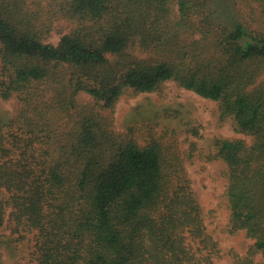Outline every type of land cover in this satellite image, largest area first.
<instances>
[{
  "label": "trees",
  "instance_id": "trees-1",
  "mask_svg": "<svg viewBox=\"0 0 264 264\" xmlns=\"http://www.w3.org/2000/svg\"><path fill=\"white\" fill-rule=\"evenodd\" d=\"M263 75L264 0H0V99L19 102L0 122V246L10 232L38 264H216L186 167L198 157L223 162L226 231L253 240L234 264H264ZM170 81L251 141L185 156L175 130L116 129L123 95Z\"/></svg>",
  "mask_w": 264,
  "mask_h": 264
},
{
  "label": "rangeland",
  "instance_id": "rangeland-1",
  "mask_svg": "<svg viewBox=\"0 0 264 264\" xmlns=\"http://www.w3.org/2000/svg\"><path fill=\"white\" fill-rule=\"evenodd\" d=\"M62 31L69 29L66 22H58ZM61 33L55 31L49 42L58 43ZM70 73L82 75L86 68H75L66 64ZM71 75V74H70ZM260 80H264V75ZM78 99L84 104H93L92 97L80 92ZM19 106L18 100L0 99V122L14 117ZM110 110L105 113H110ZM114 125L118 131H126L131 126L153 127L158 134L166 130H175L184 151L190 143H195L197 154L212 150V141L216 137L251 138L234 130L230 121L220 120L217 103L199 96L193 91L179 87L175 82H167L162 92L128 93L123 95L112 110ZM196 129L197 134L192 131ZM193 190L198 198L209 231L219 242L221 258L216 264H234L233 254L243 255L251 247L253 240L245 230L234 233L226 231L230 212L226 204L225 190L227 181L223 175L224 164L221 160L206 161L196 158L186 163ZM32 237V235H30ZM32 243L16 242L10 232L4 237L0 254L5 264H38L33 258ZM262 261V256H257Z\"/></svg>",
  "mask_w": 264,
  "mask_h": 264
}]
</instances>
